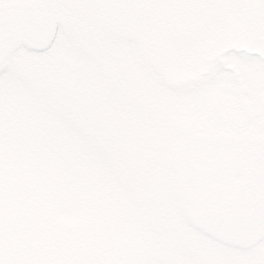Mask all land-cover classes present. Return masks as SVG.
Here are the masks:
<instances>
[{
	"label": "flooded vegetation",
	"instance_id": "af4514ba",
	"mask_svg": "<svg viewBox=\"0 0 264 264\" xmlns=\"http://www.w3.org/2000/svg\"><path fill=\"white\" fill-rule=\"evenodd\" d=\"M16 6L92 26L125 96L152 104L148 128L171 135L169 176L195 216L232 212L264 238V0H0Z\"/></svg>",
	"mask_w": 264,
	"mask_h": 264
},
{
	"label": "rangeland",
	"instance_id": "374dc122",
	"mask_svg": "<svg viewBox=\"0 0 264 264\" xmlns=\"http://www.w3.org/2000/svg\"><path fill=\"white\" fill-rule=\"evenodd\" d=\"M91 28L81 17L66 19L51 47L41 53L26 50L21 42L0 46V95L8 83L21 81L33 85L59 77L60 84L72 85L70 92L60 85L51 90L73 107L65 101L48 110L59 117L69 107L74 114L64 129L78 133L73 138L77 160L93 167L91 183L83 193L86 207H55L49 220L69 229L86 209L107 210L117 225L125 227L124 239L134 240L143 264H264V238L236 248L203 230L175 178L169 176L171 149L166 143L171 135L148 128L152 104L125 96L123 83L107 68L101 40L91 37ZM144 88L145 98L148 85Z\"/></svg>",
	"mask_w": 264,
	"mask_h": 264
},
{
	"label": "trees",
	"instance_id": "16d2710c",
	"mask_svg": "<svg viewBox=\"0 0 264 264\" xmlns=\"http://www.w3.org/2000/svg\"><path fill=\"white\" fill-rule=\"evenodd\" d=\"M58 78L8 83L0 95V264H143L107 210L86 209L69 229L48 218L55 207H86L93 171L77 160L78 133L64 129L73 120L70 108L59 117L48 110L68 102L51 86L72 90Z\"/></svg>",
	"mask_w": 264,
	"mask_h": 264
},
{
	"label": "water",
	"instance_id": "95a60500",
	"mask_svg": "<svg viewBox=\"0 0 264 264\" xmlns=\"http://www.w3.org/2000/svg\"><path fill=\"white\" fill-rule=\"evenodd\" d=\"M55 21L44 10L33 8H10L0 11V41L13 42L21 39L24 46L33 51L46 50L55 35ZM231 216L212 213L206 220L211 234L235 247L249 244L244 233L247 223L234 222Z\"/></svg>",
	"mask_w": 264,
	"mask_h": 264
}]
</instances>
